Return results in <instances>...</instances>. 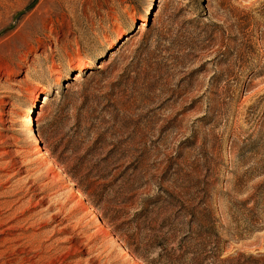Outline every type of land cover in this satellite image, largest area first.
<instances>
[{"label":"rangeland","instance_id":"374dc122","mask_svg":"<svg viewBox=\"0 0 264 264\" xmlns=\"http://www.w3.org/2000/svg\"><path fill=\"white\" fill-rule=\"evenodd\" d=\"M0 264H264V0H0Z\"/></svg>","mask_w":264,"mask_h":264},{"label":"bare ground","instance_id":"6f19581e","mask_svg":"<svg viewBox=\"0 0 264 264\" xmlns=\"http://www.w3.org/2000/svg\"><path fill=\"white\" fill-rule=\"evenodd\" d=\"M94 64V60H91V61H87V62H82L81 65L83 68H86V67H91L92 65ZM81 76V73H79L75 78L78 79L80 78ZM59 82H61V79L59 80ZM47 90H50V88H48ZM46 97L44 99V103L46 102ZM24 122H26V127L25 129L26 130H30L31 127H32V119H31V116L29 114L26 115V117L24 118ZM37 143V141H36ZM14 165H18V161L15 159L14 162H13ZM20 167V166H19ZM20 169V168H19Z\"/></svg>","mask_w":264,"mask_h":264},{"label":"trees","instance_id":"16d2710c","mask_svg":"<svg viewBox=\"0 0 264 264\" xmlns=\"http://www.w3.org/2000/svg\"><path fill=\"white\" fill-rule=\"evenodd\" d=\"M151 211H152V210H147V209H145V211H142V212L146 213V212H151ZM142 212H141V213L139 212V214H137V215L139 216V215L143 214ZM166 240H168V238H167Z\"/></svg>","mask_w":264,"mask_h":264}]
</instances>
